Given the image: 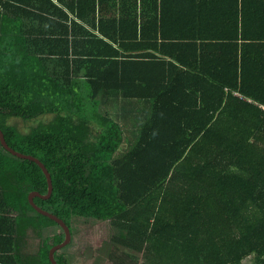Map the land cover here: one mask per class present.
Here are the masks:
<instances>
[{"label":"trees","instance_id":"obj_1","mask_svg":"<svg viewBox=\"0 0 264 264\" xmlns=\"http://www.w3.org/2000/svg\"><path fill=\"white\" fill-rule=\"evenodd\" d=\"M0 129L38 208L123 233L111 264H264V0H0ZM32 193L0 142V264L64 240Z\"/></svg>","mask_w":264,"mask_h":264},{"label":"rangeland","instance_id":"obj_2","mask_svg":"<svg viewBox=\"0 0 264 264\" xmlns=\"http://www.w3.org/2000/svg\"><path fill=\"white\" fill-rule=\"evenodd\" d=\"M114 119V113L111 114ZM52 119L50 115L40 116L30 121L21 118L12 117L8 123L15 125L21 133L26 134L36 127L39 123H45ZM124 137H129L124 134ZM127 140L123 139V143ZM122 143V145H124ZM122 152V146L118 148L115 153L117 157ZM77 220V219H76ZM75 220V221H76ZM108 221L100 222L94 219L78 218L72 227V239L65 247L60 249V253L64 256L66 264H111L107 258L112 245L111 237L115 235H122V232H116ZM53 232H58L56 226L52 227ZM50 235L47 230L42 231V239ZM32 249L37 252L38 237L33 235ZM141 264L144 261L140 258Z\"/></svg>","mask_w":264,"mask_h":264},{"label":"water","instance_id":"obj_3","mask_svg":"<svg viewBox=\"0 0 264 264\" xmlns=\"http://www.w3.org/2000/svg\"><path fill=\"white\" fill-rule=\"evenodd\" d=\"M0 142H1V145L8 152H10L12 155H14L18 158H21V159H25V160L35 162L39 166L41 172L43 173V175L46 179L47 194L45 196H41V195H39V193H32L29 195L28 200H29L31 207L38 213V215L54 221L63 230L64 240L61 243L52 246L48 252V260L50 261V263L51 264H57L56 260H54V254L56 251L65 247L68 243L71 242V239H72L71 229L61 219L56 218L55 216H53L47 212L42 211L40 208H38V206L34 202L36 198H39L41 200H48L50 198V196L52 194V184H51L50 176H49L48 172L46 171L45 166L40 162V160L38 158L31 156V155H26V154L20 153V152L14 150L12 147H10L9 144L7 143L5 136H4L1 129H0Z\"/></svg>","mask_w":264,"mask_h":264},{"label":"crops","instance_id":"obj_4","mask_svg":"<svg viewBox=\"0 0 264 264\" xmlns=\"http://www.w3.org/2000/svg\"><path fill=\"white\" fill-rule=\"evenodd\" d=\"M104 106L108 107L110 112L115 113V110H114L115 107L112 106L111 104H108V105L106 104ZM9 209H10V205L7 208L5 204L1 205L0 203V251H8V250L10 251V249L13 248V242H11L10 237H9V234H10V231L12 230V225H13V223L10 220L15 219L16 216L15 214H12L11 210L9 211ZM33 235L34 234L31 232L30 239L25 240V242L22 244L20 243L19 245L20 252H23L25 254L27 252H34L32 249Z\"/></svg>","mask_w":264,"mask_h":264},{"label":"flooded vegetation","instance_id":"obj_5","mask_svg":"<svg viewBox=\"0 0 264 264\" xmlns=\"http://www.w3.org/2000/svg\"><path fill=\"white\" fill-rule=\"evenodd\" d=\"M56 233H59V231H58V232H56ZM71 233H72V229H71ZM113 249H114V248H113V245H112V248H111V250H110V251H113Z\"/></svg>","mask_w":264,"mask_h":264}]
</instances>
